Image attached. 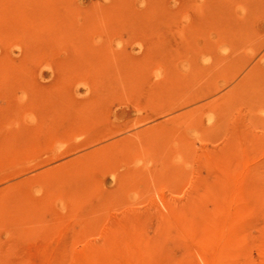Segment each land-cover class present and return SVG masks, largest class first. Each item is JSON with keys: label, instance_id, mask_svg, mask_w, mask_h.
<instances>
[{"label": "rangeland", "instance_id": "1", "mask_svg": "<svg viewBox=\"0 0 264 264\" xmlns=\"http://www.w3.org/2000/svg\"><path fill=\"white\" fill-rule=\"evenodd\" d=\"M196 203L264 264V0H0V264H130Z\"/></svg>", "mask_w": 264, "mask_h": 264}, {"label": "bare ground", "instance_id": "2", "mask_svg": "<svg viewBox=\"0 0 264 264\" xmlns=\"http://www.w3.org/2000/svg\"><path fill=\"white\" fill-rule=\"evenodd\" d=\"M202 204L196 203L191 208L180 211L172 220H161L160 232L155 240H148L143 231L134 232L131 239L136 242V246L135 250L128 254L130 264H150L152 257L154 258L168 240L178 241L182 246L189 248L187 238L197 239L198 244L205 252L213 256V264H224V261L229 259L234 264L233 261L236 260V257L224 249L222 244L228 243L222 239L224 236H221L226 230L233 229L231 217H228L227 214L217 216L215 213L217 208L213 212L207 210L208 216L199 217V213L205 210ZM199 223L203 225L204 230L202 232L198 229ZM210 244L219 245L216 252L211 250ZM161 264H172L171 256L169 255L167 259L164 258Z\"/></svg>", "mask_w": 264, "mask_h": 264}]
</instances>
